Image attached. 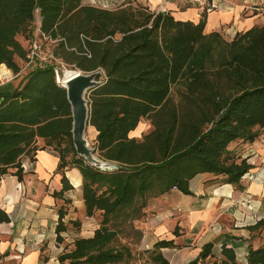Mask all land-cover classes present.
<instances>
[{"label":"trees","instance_id":"obj_1","mask_svg":"<svg viewBox=\"0 0 264 264\" xmlns=\"http://www.w3.org/2000/svg\"><path fill=\"white\" fill-rule=\"evenodd\" d=\"M36 8L41 30L57 39L54 54L64 65L103 71L88 93V125L97 131L98 156L116 166L102 170L76 153L66 90L53 66H44L0 92V178L15 168L21 180V157L51 148L59 157L57 170L74 166L81 173L86 215L101 216L92 235L74 238L57 264H124L132 254L120 236L142 238L133 221L143 216L149 199L171 189L191 194L189 180L204 172L238 185L252 167L246 159L237 162L228 146L251 142L264 131V25L227 41L218 32L203 33L206 12L195 23L130 1L107 8L82 0H0V75L20 71L27 49L17 35L27 33L29 42ZM179 81L176 101L171 87ZM142 119L151 130L129 137ZM61 183L54 196L72 188L64 174ZM64 214L60 209L57 242L66 230ZM172 245L162 239L154 249ZM211 248L203 244L187 264H204ZM221 254L222 264H237L231 249ZM153 260L169 264L160 252ZM246 264H264V242L248 246Z\"/></svg>","mask_w":264,"mask_h":264},{"label":"crops","instance_id":"obj_2","mask_svg":"<svg viewBox=\"0 0 264 264\" xmlns=\"http://www.w3.org/2000/svg\"><path fill=\"white\" fill-rule=\"evenodd\" d=\"M144 1L155 11L170 12L177 20L196 23L200 19L201 12L193 5L176 0L164 4L161 0ZM256 5L253 0H219V6L206 13L203 33L218 32L230 41L237 32L264 25V15ZM7 71L0 75V92L16 88L27 73ZM89 127L95 143L97 131ZM151 128L150 121L142 119L128 136L141 137ZM38 144L42 145L43 140L39 139ZM228 149L237 162L246 159L252 166L238 185L222 182L221 175L204 172L189 180L191 194L171 189L155 197L156 215L143 229L139 246L151 255L153 263L157 264L153 256L160 252L169 264H187L203 244L210 242L211 255L217 251L220 264L224 259L222 248L235 253L237 264H246L248 246L256 248L264 242V226L254 227L264 219V131L251 142L235 140ZM20 162L21 180L13 174L15 168L0 178V217H8L7 221L0 220V264H57L58 255L74 238L91 236L96 228L91 221L92 228L84 231L92 216L86 215L81 173L74 166L57 170L58 154L49 147L38 149L32 158L23 155ZM63 174L72 188L62 196H54L53 192L62 187ZM60 209L65 213L62 221L66 230L61 233L63 241L57 242L55 227ZM162 239L172 240L173 245L154 249Z\"/></svg>","mask_w":264,"mask_h":264},{"label":"water","instance_id":"obj_3","mask_svg":"<svg viewBox=\"0 0 264 264\" xmlns=\"http://www.w3.org/2000/svg\"><path fill=\"white\" fill-rule=\"evenodd\" d=\"M69 71L71 73L63 80L64 82L57 81V83L65 88L67 100L70 104L72 142L75 151L89 164L102 170H110L116 166V163L100 158L84 135L89 122L88 93L100 83V79H97V77L103 71L83 72L79 69Z\"/></svg>","mask_w":264,"mask_h":264},{"label":"rangeland","instance_id":"obj_4","mask_svg":"<svg viewBox=\"0 0 264 264\" xmlns=\"http://www.w3.org/2000/svg\"><path fill=\"white\" fill-rule=\"evenodd\" d=\"M92 1H94V3ZM128 1H130V3L133 5H135L136 3H141L145 6H148L151 10H153L151 8V6L144 0H84V2H82V3L83 4H94V5L101 6V7L103 4H105L107 8H114V7L118 6L119 4L126 3ZM242 1H244V0H242ZM253 1L257 2L256 6L258 7V12L264 15V0H253ZM224 33L225 32L223 31V34ZM28 37H29V35L27 33H21V34L17 35L18 40L22 43V45L24 46L25 49H27V46H28V42H27ZM222 38L225 39L224 36ZM225 40H227V39H225ZM19 66H20V72L23 71L22 74H24L25 72H28L30 69H32V67L25 65V61L23 62V60H21V61L19 60ZM65 68L71 69V68H68L66 65H63V67H61V69L59 70V71H61V74L59 72V78L63 74V70ZM2 79L3 78L0 77V81ZM56 81H57V79H56ZM182 87H183V84L181 81L172 85V87H171V96L176 101L178 100L177 91H179ZM90 129L91 128L88 125L85 129L84 135L87 138V140L89 141V144L91 146H93L94 142H93V140H91V136H90L91 130ZM70 156L71 155L68 154V158ZM155 215H156V206H155V197H154V198L149 199L148 204H147L146 208L144 209L143 216L141 218L133 221L134 227L143 232V229H145V226H147L150 223V221L155 217ZM100 217H101L100 212L99 211L95 212V214L92 216V218L88 219L89 223L87 225L86 224L84 225V231L92 228V225H90L91 221H94L95 223L93 226L97 227L99 224V221H100ZM78 229H79V227H78ZM171 230H172V227H171L170 231ZM120 241L122 243H126L129 246V248L131 250V254H132L131 257L129 259H127L124 264H155L152 262L150 254H148L147 252H142L139 249L141 239H139L136 236V234L129 233L126 236H120ZM71 248H72V245H71V243H69L66 246V249L64 251H67ZM214 253L211 255L210 258H208L207 264H210L211 262H215L217 264H220L219 259L217 257L218 252L215 251Z\"/></svg>","mask_w":264,"mask_h":264},{"label":"built area","instance_id":"obj_5","mask_svg":"<svg viewBox=\"0 0 264 264\" xmlns=\"http://www.w3.org/2000/svg\"><path fill=\"white\" fill-rule=\"evenodd\" d=\"M166 3L168 0H161ZM184 5H193L199 12H209L219 6V0H176ZM94 3V1H92ZM106 7L105 4L102 5ZM41 16L39 9H35L30 40L25 56V65L32 68L53 66L57 81H59V71L64 63L54 54V47L57 39L52 38L48 33L41 30ZM247 173V172H246ZM245 173V174H246Z\"/></svg>","mask_w":264,"mask_h":264},{"label":"bare ground","instance_id":"obj_6","mask_svg":"<svg viewBox=\"0 0 264 264\" xmlns=\"http://www.w3.org/2000/svg\"><path fill=\"white\" fill-rule=\"evenodd\" d=\"M69 70H72V68L71 69L65 68L63 70V75H61V77L59 78L60 82H64L63 80L71 73ZM5 74H7V73H5Z\"/></svg>","mask_w":264,"mask_h":264}]
</instances>
